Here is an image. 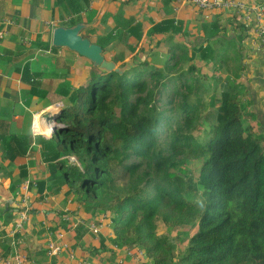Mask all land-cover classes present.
Here are the masks:
<instances>
[{"label":"trees","instance_id":"trees-1","mask_svg":"<svg viewBox=\"0 0 264 264\" xmlns=\"http://www.w3.org/2000/svg\"><path fill=\"white\" fill-rule=\"evenodd\" d=\"M184 62L96 68L69 90L64 126L39 136L50 176L38 193L68 184L87 212L110 214L118 246L152 264H264V136L245 124L235 79Z\"/></svg>","mask_w":264,"mask_h":264},{"label":"crops","instance_id":"crops-1","mask_svg":"<svg viewBox=\"0 0 264 264\" xmlns=\"http://www.w3.org/2000/svg\"><path fill=\"white\" fill-rule=\"evenodd\" d=\"M79 23L82 34L120 67L149 60L162 68L169 59L183 58L185 68L195 64L205 75H225V83L235 79L244 122L261 137L264 47L252 20L187 0H0V183L13 198L8 205L0 196V254L21 252L38 264H144L113 241L110 214L87 212L68 184L53 193L47 188L38 193V183L23 190L26 181L50 176L41 135L32 130L35 113L59 121L64 95L101 70L77 52L53 45L55 27ZM4 139H14L13 160L4 157ZM11 206L13 214L7 211ZM92 223H102L100 233L92 232ZM52 243L61 248L59 254L49 253Z\"/></svg>","mask_w":264,"mask_h":264},{"label":"built area","instance_id":"built-area-1","mask_svg":"<svg viewBox=\"0 0 264 264\" xmlns=\"http://www.w3.org/2000/svg\"><path fill=\"white\" fill-rule=\"evenodd\" d=\"M182 1V0H177ZM199 8L204 10H234L237 15L246 20H252L254 22L256 32L260 38V43L264 47V2H247L245 0H187ZM44 120H47L52 127V131L47 130V125L42 124ZM42 126H44V129ZM64 126L63 122L58 121L52 117H47L43 112H37L33 118L32 130L35 136H44L52 137L57 129H60ZM31 185L37 186V182H31L30 180L26 181L23 186L24 191H28ZM26 198V197H25ZM22 204L25 203V199H22ZM27 207H24V210L21 212V220L26 218ZM17 228L22 227V222L19 221L16 225ZM102 223L96 224L92 223L90 229L95 234L100 233ZM50 254L57 255L60 253L61 248L55 244L50 246ZM127 254L129 258H132L135 261L145 262L146 264H152L146 255L144 249L139 247H128ZM144 263V264H145ZM0 264H38L35 259L30 258L27 255H24L21 252H15L9 256H2L0 254ZM122 264V263H121ZM130 264V263H128Z\"/></svg>","mask_w":264,"mask_h":264},{"label":"water","instance_id":"water-1","mask_svg":"<svg viewBox=\"0 0 264 264\" xmlns=\"http://www.w3.org/2000/svg\"><path fill=\"white\" fill-rule=\"evenodd\" d=\"M83 28L84 24L81 23L70 27H55L53 31V45L77 52L88 58L95 67L106 72L115 71L122 74L137 65L136 63H128L120 67L115 61L106 59L103 53V47L85 37L82 34ZM0 196L8 199V205L13 202L11 192L2 183H0Z\"/></svg>","mask_w":264,"mask_h":264},{"label":"rangeland","instance_id":"rangeland-1","mask_svg":"<svg viewBox=\"0 0 264 264\" xmlns=\"http://www.w3.org/2000/svg\"><path fill=\"white\" fill-rule=\"evenodd\" d=\"M47 123H48V121L45 122V124H47ZM71 160H72V161H75L73 158H72ZM193 162H195V161L193 160ZM160 229L165 230V229H166L165 225L162 224V225L160 226ZM181 230H183V229H181ZM172 232H173V234H177V233H178V230L175 229V230H173ZM187 241H188V240H187L186 238L183 237V240H181L180 243L178 244V253L181 254V252L183 251L182 249L184 248V246H186Z\"/></svg>","mask_w":264,"mask_h":264},{"label":"bare ground","instance_id":"bare-ground-1","mask_svg":"<svg viewBox=\"0 0 264 264\" xmlns=\"http://www.w3.org/2000/svg\"><path fill=\"white\" fill-rule=\"evenodd\" d=\"M46 121L47 120H44V122L42 124H45ZM45 125H47V130L52 131V127L50 126L49 122ZM42 127L44 128V126H42ZM44 129H46V128H44Z\"/></svg>","mask_w":264,"mask_h":264}]
</instances>
